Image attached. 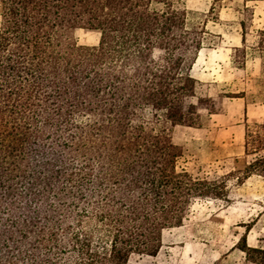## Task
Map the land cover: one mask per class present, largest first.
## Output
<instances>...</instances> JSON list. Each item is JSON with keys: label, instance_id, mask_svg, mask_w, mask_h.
<instances>
[{"label": "trees", "instance_id": "obj_1", "mask_svg": "<svg viewBox=\"0 0 264 264\" xmlns=\"http://www.w3.org/2000/svg\"><path fill=\"white\" fill-rule=\"evenodd\" d=\"M242 11L244 44L253 9ZM76 29L98 43L78 44ZM211 36L174 0H0V264L155 256L195 200L264 181V119L220 176L177 168L172 129L222 109L191 74ZM232 63L239 78L245 63ZM237 248L264 264L245 236Z\"/></svg>", "mask_w": 264, "mask_h": 264}, {"label": "rangeland", "instance_id": "obj_2", "mask_svg": "<svg viewBox=\"0 0 264 264\" xmlns=\"http://www.w3.org/2000/svg\"><path fill=\"white\" fill-rule=\"evenodd\" d=\"M189 22L206 23L212 35L191 70L196 96L221 97V112L201 111L198 127L175 126L172 141L182 148L177 168L210 178L222 174L225 158L242 157L245 126L264 119V0H174ZM244 6L253 9L241 42ZM100 33L76 29L80 45H96ZM261 41L263 46H261ZM233 48H239L236 53ZM244 61L239 78L232 60ZM239 96V97H235ZM245 236L249 247L264 250V181L249 177L230 182L225 201L197 199L181 226L163 231L155 256L132 255L127 264H253L237 248Z\"/></svg>", "mask_w": 264, "mask_h": 264}, {"label": "bare ground", "instance_id": "obj_3", "mask_svg": "<svg viewBox=\"0 0 264 264\" xmlns=\"http://www.w3.org/2000/svg\"><path fill=\"white\" fill-rule=\"evenodd\" d=\"M96 31V30H95ZM98 32V31H97Z\"/></svg>", "mask_w": 264, "mask_h": 264}]
</instances>
